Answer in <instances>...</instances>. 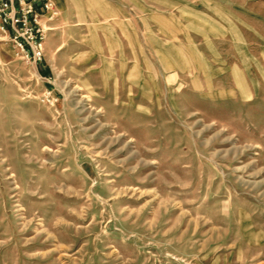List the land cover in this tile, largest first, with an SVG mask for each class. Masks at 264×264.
<instances>
[{
    "label": "rangeland",
    "instance_id": "rangeland-1",
    "mask_svg": "<svg viewBox=\"0 0 264 264\" xmlns=\"http://www.w3.org/2000/svg\"><path fill=\"white\" fill-rule=\"evenodd\" d=\"M8 1L0 264H264V0Z\"/></svg>",
    "mask_w": 264,
    "mask_h": 264
},
{
    "label": "built area",
    "instance_id": "built-area-1",
    "mask_svg": "<svg viewBox=\"0 0 264 264\" xmlns=\"http://www.w3.org/2000/svg\"><path fill=\"white\" fill-rule=\"evenodd\" d=\"M21 4L23 2H26V0H20ZM21 14L17 15L16 13V8L14 6V3L12 1H8V0H0V16L4 15V20L7 22L8 19H10L12 21V23L14 24H24L26 25L28 23V20H29V16L32 15V12H33V8H32V4H30V7L28 9H25V8H21ZM12 12L14 13L13 16H8V13L7 12ZM24 49V46L21 45ZM32 47V53L35 57L37 58H41L42 56V52L41 50L39 49L38 45L35 43V44H32L31 45ZM27 54H29L27 52Z\"/></svg>",
    "mask_w": 264,
    "mask_h": 264
}]
</instances>
